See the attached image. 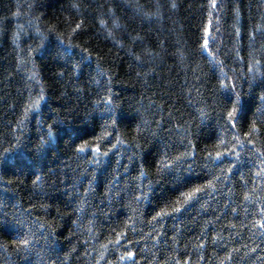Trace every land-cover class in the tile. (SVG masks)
<instances>
[{
	"label": "trees",
	"instance_id": "16d2710c",
	"mask_svg": "<svg viewBox=\"0 0 264 264\" xmlns=\"http://www.w3.org/2000/svg\"><path fill=\"white\" fill-rule=\"evenodd\" d=\"M215 5L0 0V264H264V0Z\"/></svg>",
	"mask_w": 264,
	"mask_h": 264
},
{
	"label": "snow or ice",
	"instance_id": "6c2138e0",
	"mask_svg": "<svg viewBox=\"0 0 264 264\" xmlns=\"http://www.w3.org/2000/svg\"><path fill=\"white\" fill-rule=\"evenodd\" d=\"M76 6L79 7V5H76ZM215 6H216V5H215V0H213V7H215ZM100 23H101V24H104L105 21H104V20H100ZM82 27H83L82 23H78V24H76V29H81ZM204 46H205V48H207V46H208V41H207V40L204 41ZM84 51H87V49H84ZM232 87L235 88V85L233 84ZM98 102H99V101H98ZM107 103H108V104H111V103H112V97H111V96L108 97ZM235 116H236V110H235V109H232V110L227 111V118H228V120L230 121V123H231V125H232L233 127L235 126V123H236V120L234 119ZM54 127H55V125H50V126H49V134H51V130H52V128H54ZM256 127H257V125H255V124L252 125V129H253V130H255ZM250 134H251V133H249V132L244 133L245 136H249ZM247 142H248L249 144H253V143H254L252 140H248ZM80 150H83V149L81 148ZM97 151H99L98 148H97ZM226 151H229V152H231V154L235 155V152L232 151V150H227V149H226ZM215 155H216V157L219 158V157L222 156V153H221V152H216ZM34 183H35V181H34ZM200 191H201L200 188H193V189L191 190V192L188 193V197L191 198L192 196H194L196 193H198V192H200ZM179 210H180L179 207H177L176 209H174V211H179ZM262 211H264V210H262ZM157 215H160V213H157ZM258 224H259V228L264 229V219L259 220V221H258ZM22 243H23V244H27L28 241H27V240H24V241H22ZM125 256H126V257H133V256H134V253H133L132 251H127V252L125 253ZM121 259H124V257H121Z\"/></svg>",
	"mask_w": 264,
	"mask_h": 264
}]
</instances>
